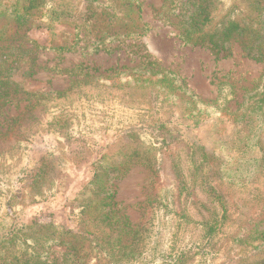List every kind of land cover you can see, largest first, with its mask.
<instances>
[{
  "label": "trees",
  "instance_id": "trees-1",
  "mask_svg": "<svg viewBox=\"0 0 264 264\" xmlns=\"http://www.w3.org/2000/svg\"><path fill=\"white\" fill-rule=\"evenodd\" d=\"M99 1L70 0L56 5V0H18L12 10L17 32L8 35L3 31L0 49L12 37L24 36L23 32L30 30L35 19L46 10L51 22L75 27L78 31L76 43L50 48L60 55L78 51L81 43L85 46L79 51L89 49L95 55H112L119 51L133 53L137 48L135 42L149 32V25L142 17V1L109 0L107 6H96ZM82 4L84 10L79 8ZM157 15L174 29L182 46L207 49L216 59H224L231 56L232 45H239L246 58L264 62V0H163ZM39 48L46 50V47ZM1 50V143L13 139L17 148L28 149L31 134L22 128L28 118L9 119L7 112L11 105L20 106L22 96H29L36 97V101H28L26 111L45 114L49 125L65 130L69 139H81L84 135L117 126L116 130L138 138L139 144L130 155L123 154L127 161L104 155L96 162L90 181L76 196L80 208L78 230L25 222L10 235H0V264H92L90 260L95 258L102 259L104 264H200L201 260L196 261L199 255L210 252L213 256H221L224 253L226 248L218 245L219 236L225 234L224 227L228 222L234 218L241 220V216L244 219V205L250 199L244 197L248 191L243 189L249 185L235 181L233 176L221 177L220 165L227 159L186 139L184 129L203 124L208 118L203 115L207 114V109L201 112L198 101L192 99L187 102L184 112L174 117L176 101L185 88L173 73L147 54L133 67L101 70L95 65L79 63L72 69H60L72 79L67 90L36 94L12 79L11 69L6 68L8 55ZM31 52L29 48L26 50L28 54ZM31 56L30 59L37 62V58ZM21 73L29 78L35 75L32 69L21 70ZM125 97L129 100L128 107L123 105ZM77 104L100 107L97 109L99 117L93 124L89 123L92 121L90 115L87 117V108L78 112ZM111 106L113 109L120 107L121 115H115V112L109 115L104 110ZM189 108L196 125L186 117ZM126 109L133 112L128 127L121 125L125 122L122 114ZM230 116L236 123L252 125L259 121L263 128L264 76L259 87L248 95L236 112H230ZM5 123L9 125L5 127ZM95 124L98 126L94 127ZM256 138L260 142L258 145L263 143L262 135ZM182 155L189 172L188 180L182 174ZM143 160L150 167L169 163L174 178L171 188L165 189L169 193L166 198L155 193L142 204L143 221L134 226L119 206L116 183L132 164ZM41 173H46L42 167L36 176ZM5 177L6 184H2L0 177V228L19 213L18 202L15 203L16 198L12 196L17 177L12 173ZM237 185L242 186L237 188ZM256 187V193L251 197L258 204L245 215L246 219L238 226L239 231L228 236L231 245L234 243L233 251L237 247L236 240L247 248V253L229 255L224 264H264V192L260 186ZM236 189L243 191L238 197L234 192ZM192 197L198 219H193L187 205ZM174 220L178 222L176 227L172 225ZM190 223L200 228L199 232L204 235L203 253H195L188 247L177 248L181 240L180 227ZM168 229H174L178 241L164 248L163 236L169 234Z\"/></svg>",
  "mask_w": 264,
  "mask_h": 264
},
{
  "label": "rangeland",
  "instance_id": "rangeland-1",
  "mask_svg": "<svg viewBox=\"0 0 264 264\" xmlns=\"http://www.w3.org/2000/svg\"><path fill=\"white\" fill-rule=\"evenodd\" d=\"M17 1L0 0V37L3 31L8 35L17 32V26L12 17V10ZM141 1L143 3L142 17L149 25V32L135 42L137 48L133 49V53L119 51L112 55H95L89 49L79 51V48L85 46L81 43L77 47L78 51L60 55L50 48L76 43L78 31L75 27L51 22L46 10L35 19L30 30L26 29L23 32L24 36L12 37L0 50L1 53L8 55L6 68L11 69L12 79L21 83L28 92L36 94L67 90L72 79L60 72V69H72L79 63L95 65L101 70L116 66L133 67L140 62V57L147 54L151 60H155L173 73L185 88L176 101L174 117L184 112L187 102L192 99L198 101L200 104L198 109L201 112L207 109V114L203 115H207L208 118L203 124L184 129L186 139L198 142L209 152H216L227 159V162L225 160L224 164L220 165L221 177L233 176L236 177V179L232 177L235 181L249 185L247 189H243L248 191L244 197L247 200L250 199V202L244 205V211H246L244 219L241 216V220L234 218L228 222L224 227L225 234L219 236L221 241L218 245L226 248L224 253L221 256H213V253L206 252L209 254L196 257V261L201 260L200 264H224L229 255L238 256L247 253L245 252L247 248L240 246L236 240L234 242L237 247L233 251L234 248L231 249V247L234 243L231 245L228 236L239 231L238 226L246 219L245 215L250 213L252 206L258 204L252 198L256 193V186H260L264 192V150H262L264 140L262 139L263 143L258 145L260 142L256 138L258 135L264 138V125L261 128L259 121L252 125L236 123L230 116V112H236L248 95L259 87L261 78L264 76V62L246 58L239 45H232L231 56L224 59H216L207 49L182 46L177 41L174 29L164 24L157 15L163 0ZM69 2L70 0H56V5ZM109 4V0H100L96 6ZM79 8L84 10V5L82 4ZM40 46L46 47V50H42ZM28 48L32 50L30 54L26 53ZM30 55L35 56L37 62L30 59ZM18 66L20 70H15ZM25 69H32L35 75L32 78L22 75L21 70ZM22 97L23 101L18 108L14 105L10 106L7 117L9 119L28 118L29 121L22 124V128L31 134L32 142L27 150L17 148L13 139L0 142V157H2L0 158V177L2 184L7 183L6 174L12 173L17 177L12 196L16 198L15 203L18 202L17 211L19 212L16 217L0 228V235L6 237L23 223L31 221L46 225L54 224L65 230H78L80 208L76 196L90 181L96 162L104 155L110 158L117 156L127 161V157L123 154L130 155L133 148L138 146L139 140L116 130L117 126L110 130H99L93 134L84 135L81 139H69L65 130L49 125L45 114L26 111L28 101L34 103L36 97ZM127 101L129 100L125 97L122 104L128 107L130 104ZM76 106H78V112L80 109L87 108L89 113L87 117L90 115V121H92L89 122L90 124L99 117L97 109L100 110V107L97 108L93 104L90 107L81 106V104ZM104 110H107L109 115L113 112L115 115H121V108L118 106L115 109L111 106ZM102 116L106 117V115ZM131 117L133 112L126 109L122 114L125 122L121 125L128 127ZM186 117L192 125H196V122L192 120L191 108L188 109ZM7 125L9 123H5V127ZM26 146L27 144H24V147ZM180 161L182 174L188 180L189 172L185 167L183 155ZM145 163L143 160L132 164L126 175L116 183L119 206L134 226L140 225L143 221L145 213L142 204L155 193H161L166 198L169 193L165 189L171 188L170 183L174 178L169 163L151 167ZM41 167L46 173L44 175L41 173L37 177L36 174ZM241 186L237 185V188ZM189 187L190 184L187 188ZM199 191V187L196 186V192L199 193ZM234 192L238 197L243 191L236 189ZM183 195L185 198L186 191ZM197 197L201 198L200 195ZM187 205L190 207L193 219H198L193 206V197L188 199ZM177 224L176 220L172 222L174 227ZM200 230L192 223L181 226L179 229L181 240L177 248L188 247L195 253H203L201 249L204 248L203 244L206 241ZM168 232L167 236H163L164 248L178 241L174 237V229H168ZM56 251L61 252L58 248ZM90 261L92 264H104L102 259L95 258ZM189 263H192V260H189Z\"/></svg>",
  "mask_w": 264,
  "mask_h": 264
}]
</instances>
